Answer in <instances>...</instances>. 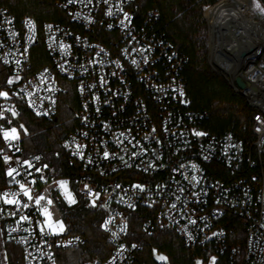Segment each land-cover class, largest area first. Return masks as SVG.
<instances>
[{
    "label": "built area",
    "instance_id": "built-area-1",
    "mask_svg": "<svg viewBox=\"0 0 264 264\" xmlns=\"http://www.w3.org/2000/svg\"><path fill=\"white\" fill-rule=\"evenodd\" d=\"M53 1L67 13L70 25L57 22L43 24V44L51 63L32 73L27 71L31 65L32 48L38 39L37 24L28 16L18 22L8 8L0 7V63L11 75L19 74L21 77V80L11 87V92H20L21 89L33 91L35 88L33 99L37 108L50 112L47 116L38 117L48 119L56 116L59 98L65 92L60 77L73 83L79 99L78 123L62 142L68 163L78 170L71 176L47 179V184L38 181V185H32L33 191H43L53 184V179H67L75 184L78 195L89 203L91 198L84 195V184H88L94 191L101 192L102 199L109 207L96 208L105 213L104 219L109 215L114 217L115 222L109 225V228L118 233L114 238L111 232L104 230L111 252L101 264H109L113 257H116L113 264H144L140 260V253L146 239L160 230L174 231L190 248L210 250L216 257L227 256L230 264H264V227H261L264 224V14L254 7L253 0L241 2L242 17L238 26L233 31L230 30L231 33L226 32L224 39H217L213 27L205 18L208 26L209 66L221 75L252 109L253 138L246 142L231 130L212 134L205 129L210 114L206 110L193 108L188 94L184 75L188 57L158 29L156 11L140 19L137 14V0H124L120 6L129 13L130 19L121 25L120 21L124 16L122 12L117 11L119 0H109L108 5H105L103 0H92L87 7L78 2L68 4V0ZM218 1L220 0L208 7L216 5ZM110 6L114 13L111 16L106 14ZM76 13H80V16L76 17ZM28 20L34 22V32L29 31L26 24ZM48 25H52V28L48 29ZM12 33L18 35L13 36ZM33 35L35 39L30 40ZM50 36H55V42L49 39ZM244 39L250 41L254 49H247V52L242 54ZM61 41L71 46L67 56H64L59 48ZM50 43L53 45L51 48ZM25 48L28 49L27 53L24 52ZM124 48H128L130 54L123 53ZM133 48L138 51L132 52ZM141 48L148 49L143 53L149 58L150 63L147 65L141 62ZM100 49L104 51L97 57L96 53ZM133 58L141 62L139 68L131 65ZM92 59L103 63L89 64ZM117 59L122 64L120 69H117L114 63ZM5 60L8 61L7 64ZM16 60L21 61L19 68L16 66ZM60 64H65L68 71L62 72L58 67ZM80 65L88 71L84 72ZM45 68L50 70V76L48 81L41 85L38 77ZM113 72H116L115 76L112 75ZM101 75L107 81L104 87L99 84ZM237 78L245 83L244 89L237 86ZM81 83L85 86L83 94L79 90ZM91 84L96 87H87ZM49 85L55 91H47ZM180 90L183 91V96L180 95ZM93 95L98 96L99 100L93 101ZM13 97L21 100L19 97ZM42 97H51L55 103L44 100L41 109ZM21 101L27 105V98ZM85 103L88 104L87 109L84 108ZM7 105H10V101L0 97V110ZM98 107L100 112L96 111ZM30 110L36 115L35 111ZM7 114L8 112H5V115ZM85 116L88 117L87 122L83 120ZM256 116H260L261 121H257ZM105 123L109 125L107 130L103 127ZM153 127L157 129L153 135L161 140V144H156L152 139H144L146 134H151ZM165 127L169 129L168 132H165ZM257 128H260V131H256ZM193 129L208 135L195 137L192 134ZM119 132H124L128 138L135 137L148 148L146 154L129 161L133 165L132 168L125 167L118 157L124 155L127 160L131 151H139V147L133 149L127 140L117 146L115 140ZM82 133L88 135L85 137ZM73 138L76 143L86 145L83 149V160L72 155L75 149ZM0 139V149H3L0 152V169L6 171L7 166L3 163V156L6 154L20 160L27 158L35 166H40V161L33 159L40 156L39 154L24 157L21 151H16V148L22 150L20 141L13 142L15 147L9 149L2 137ZM65 142H69V148L63 147ZM123 148L128 150L127 153L121 151ZM105 149L115 155L108 160L103 159ZM152 149H156L160 159L155 160L156 167L145 172L142 169L155 159ZM205 156H210V159L205 160ZM89 158L93 163H88ZM160 164L166 167H159ZM180 164L185 167L180 169ZM192 164L198 165L199 171L195 174L201 179L195 188L184 178L185 175L190 178L193 174ZM136 165L140 167L137 168ZM24 168L27 169V166ZM130 172H137L142 178L133 176ZM23 175L24 169L17 179H22ZM34 175L38 177L39 173ZM10 180L11 178L7 177V185L0 192L18 191V185L9 183ZM136 183L144 184L146 191L139 193L133 189L131 185ZM116 184H120L121 188L116 189ZM157 184L166 187L158 190ZM53 187L54 191L47 193L55 198L50 210L53 212V219L64 220V213L56 198L59 189ZM180 187H184L186 191L180 193ZM201 189L205 192H201L198 198L190 195L192 191L200 192ZM176 195L181 197L180 201L175 199ZM121 197L135 207L129 208L127 203L120 201ZM217 198L222 199L220 205L215 203ZM172 203L177 204V209H171ZM0 208H4V212L0 213V227L3 229L5 240L22 249L25 264H53V260L57 264L56 251L79 250L87 245L86 239L80 235L64 233L57 238L39 234L37 223L21 221L17 225L16 221L21 214L31 215L34 221L42 220L34 208L31 211L21 209L16 217L7 214L11 210L10 206H4L0 202ZM140 208L149 209L152 215L142 225L143 236L139 240L129 241V214ZM189 218L197 219V224H188ZM125 222L126 232H120L119 229ZM10 228H15L16 231L9 233ZM25 228L29 231L25 232ZM212 233L217 235L213 236ZM189 234L192 239H189ZM45 240L48 241L47 244ZM69 240L72 241L71 244L67 243ZM53 241H56L58 246L49 247ZM121 244L124 245L122 253ZM132 244L137 247L132 248ZM41 252L44 253L43 257ZM28 253L31 255L26 259ZM48 253L52 254L51 259Z\"/></svg>",
    "mask_w": 264,
    "mask_h": 264
},
{
    "label": "trees",
    "instance_id": "trees-1",
    "mask_svg": "<svg viewBox=\"0 0 264 264\" xmlns=\"http://www.w3.org/2000/svg\"><path fill=\"white\" fill-rule=\"evenodd\" d=\"M215 2L217 0H137V14L142 19L150 12L156 11L158 29L187 55L188 64L184 75L192 107L206 110L210 114L205 129L212 134L231 130L246 142L253 138L252 109L241 95L231 89L221 75L211 69L207 61L208 31L202 9ZM260 2L264 4V0ZM0 7L8 8L18 22L28 16L37 24L38 39L32 48L31 65L27 72L32 73L49 65L51 60L43 44V24L57 22L70 25L67 13L53 0H0ZM204 16L206 18L205 12ZM34 48L38 57L35 60L32 57ZM9 74L0 63V89H9L6 84ZM60 82L65 87V92L59 98L57 113L53 119L34 116L24 102L14 97L9 100L10 105L13 104V100L19 103L15 108L20 112V116L11 117L10 113L6 115L12 119L15 126L23 124L27 128V135L20 130L21 154L24 157L39 154L41 156L39 165H49L48 169L44 170L47 179L71 176L78 170L68 163L62 142L78 123L79 99L71 81L60 77ZM130 173L142 178L137 172ZM6 185V171L1 168L0 188L4 189ZM58 202L67 226L65 233L84 237L87 245L79 250L56 251L57 264H101L111 252L106 233L101 227L105 213L96 207H91L90 203L82 198L74 205H67L60 199ZM151 215L152 212L146 208L137 209L129 214V241L139 240L143 236L142 225ZM241 231L243 237V228ZM153 249L165 252L169 262L172 261L174 264H193V258L202 255L201 249L186 246L181 237L172 230L156 231L147 237L140 253L142 263L160 264L154 256ZM5 252L6 264H25L19 246L6 242ZM217 264H230V262L227 256H221Z\"/></svg>",
    "mask_w": 264,
    "mask_h": 264
},
{
    "label": "snow or ice",
    "instance_id": "snow-or-ice-1",
    "mask_svg": "<svg viewBox=\"0 0 264 264\" xmlns=\"http://www.w3.org/2000/svg\"><path fill=\"white\" fill-rule=\"evenodd\" d=\"M74 2L84 4V6L87 7L89 4L92 3V0H87V3H85V0H68V4H72ZM123 2H124V0H119V2L116 5L117 11L122 12L123 16H124V19L120 21L121 25H124L125 21L130 19L129 13L124 11L123 7L120 6V4ZM103 3L105 5H108L109 0H103ZM253 4H254V7L257 10H259V12L261 14H264V5H262L260 3V0H253ZM106 14L109 16L114 14L111 6L109 7ZM75 15H76V17H79L80 13H76ZM85 19H88V17H85ZM6 22L11 23L10 21H6ZM26 24L29 26V31L34 32V29H35L34 22L31 20H28V21H26ZM47 27H48V29H51L52 25H48ZM109 27H112V25H109ZM12 35L13 36L18 35V33H12ZM29 39L30 40L35 39V36L33 35ZM49 39L51 41L55 42L56 38H55V36H50ZM133 39H135V37H133ZM77 41H79V38H77ZM52 46H53L52 43H50L49 48H51ZM70 47H71L70 45L63 43L62 41L59 44V48L61 49L64 56L69 55ZM103 51H104V49H100V51L96 53V56L99 57L100 53ZM131 51L136 52L138 50L133 48ZM139 51L142 53V61L141 62L145 65L149 64L150 61H149L148 56L146 54H143V53H146L148 51V49L141 48V49H139ZM24 52L27 53L28 49L25 48ZM122 52L125 54H130L128 48H124L122 50ZM171 58L172 57H169V59H171ZM141 62H138L135 58L131 59V61H130L131 65L136 66L137 68L140 67ZM5 63L7 64L8 61L5 60ZM15 63H16V66L18 68L21 66L20 60H16ZM65 63H68V61H65ZM88 63L89 64H96V63H103V61L92 59V60H89ZM114 63L116 65L117 69L122 68V64H121L119 59H117ZM58 67L60 68V70L62 72L68 71V69L65 67V64H60V65H58ZM80 67L83 69L84 72L88 71V69L85 68L83 65H80ZM112 75L115 76L116 72H113ZM49 76H50V70L48 68H45L44 71L41 72L39 74V77H38L40 84L41 85L45 84V82L48 81ZM19 80H21V77L19 74L15 75L14 77H8L6 80V84L9 86V89L8 90L0 89V97H2L5 101L10 100L13 96L19 97L21 100H24L25 98H27V101H26L27 107L32 109L33 111H35L37 116L49 115L50 112L48 110L41 111L37 108L35 100L33 99L34 91L36 90L35 88L33 91H27L26 89H21L20 92H11V87L15 86V82L19 81ZM106 83H107V81H106L105 77L103 75H101L100 80H99L100 86L104 87L106 85ZM87 87L95 88L96 85L91 84V85H88ZM79 90H80L81 94L84 93L85 86L83 85V83H81ZM47 91L52 92V91H55V89L49 85L47 88ZM21 93H23V95H21ZM180 95L181 96L184 95L182 90H180ZM44 100H49L51 104L55 103V100H53L51 97H42L41 98V105H40L41 109L43 108V101ZM92 100L98 101L99 97L96 95H93ZM182 102L186 103L187 101H182ZM105 103H107V101H105ZM84 108L85 109L88 108L87 103H85ZM96 111L100 112V108L98 107L96 109ZM5 112L10 113L11 117L20 116V112H18L16 110L15 106H13V105H7V106H5V108L3 110H0V122H2V123H0V137H2L3 142L10 149V148L15 147L13 142L21 141L22 133L20 130H23L24 135L28 134V130H27V128H25V126L23 124H19L18 126H12L13 121H12V119H10L9 117H7L5 115ZM255 119L257 121H261L260 116H256ZM83 120L85 122H87L88 117L87 116L83 117ZM5 125H8V126H5ZM103 127L106 130L109 129V125L106 123L103 125ZM164 130H165V132L169 131V129L167 127H165ZM130 131H131V129H129V132ZM156 131H157V129L155 127H153L151 129V134H146L144 136V139L145 140L152 139V140H154V142L156 144H161L162 143L161 140L156 138L153 135L156 133ZM256 131H260V128H257ZM192 134L195 137H204V136L208 135L206 132L197 131L195 129L192 130ZM82 135H84L86 137L88 134L82 133ZM173 135H175V133H173ZM181 135H183V133H181ZM121 137H123L124 139H120ZM125 140H127V143L129 145H131L133 149L139 147V151H131L127 160L125 159L124 155H120L118 157V159L125 165V167L132 168L133 165L129 161L132 159L139 158L142 155L146 154L148 152V148H145L139 140L135 139V137L128 138L124 132H119L116 134L115 143L117 144V146L124 144ZM133 141H135V143H133ZM72 143L75 144V149L72 152V155L79 157L81 160H83L84 159L83 149L86 147V145H81L79 143H76L75 138H73ZM185 143L187 144L188 142L185 141ZM63 147L69 148L70 147L69 142H65ZM233 147H234V145H233ZM2 151H3V149H0V152H2ZM16 151L20 152L21 149L16 148ZM121 151L127 153L128 150L126 148H123V149H121ZM152 152H153V156L155 159L153 161H150L148 163V165L142 169L145 172H147L149 169H151L153 167H156L157 165L155 163V160L160 159V156L157 154L156 149H152ZM113 155H115V154L110 153L107 149H105L103 152V159L108 160ZM225 155H227V150H225ZM33 159L35 161H40L41 157L35 156ZM204 159L208 160V159H210V156H205ZM3 163H4V165L7 166L6 176L11 178L9 183H15L16 185H18V191L0 192V202H2V204L4 206H10V208H11V210L8 211L7 214L11 217H16L21 209H28L31 211L34 208L35 211L38 213V215L40 217H42L43 219L40 221H34L31 215L21 214V215H19V219L16 221L17 225H19L21 221H28L30 224L31 223H37L39 226V234L49 235V236H53V237H57V238L62 236L67 231V226L62 219H58V218L53 219V212L50 210V206H52L54 204L55 198L47 195V193L54 191L53 186H55V188L59 189V191L56 193V198L62 196L63 200L66 201L69 205L76 204L77 203L76 196H75L74 192L69 189V180H67V179H53V184L50 185L48 188L44 189L43 191L34 192L32 185H38V181H43L45 184H47V177L45 175L44 170L48 169V167H49L48 164H41L39 167H37L32 163L31 160H29L27 158L20 160L18 158H14L12 155H7V154L3 156ZM88 163L89 164L93 163L91 158L88 159ZM13 165H15V166H13ZM24 166H27V169H25ZM158 166L159 167H166V165H164V164H160ZM136 167L139 168L140 165H136ZM184 167H185L184 164L179 165L180 169H183ZM22 169H24V175H23L22 179H17L18 176H21V170ZM191 169L193 171V174L191 175V177L189 178L188 175H185L184 178H185V180L189 181V184L193 188H195V186L201 182L200 177L195 174L196 172L199 171L198 165L192 164ZM113 171H115V169H113ZM34 173H39V176L38 177L35 176ZM101 174L103 175V172ZM28 177H31V179L29 180ZM131 187L135 190H138L139 193H144L146 191V187L142 183L132 184ZM163 187H166V186H162L160 184L156 185V188L158 190H161ZM115 188L119 189V188H121V185L116 184ZM83 190H84V195L91 198V201H90L91 207H99L101 209H107L109 207L108 203L102 199L101 192L94 191L92 188L89 187L88 184H84ZM178 191L180 193H184L186 191V189L184 187H180L178 189ZM201 192H205V190L201 189L200 192L192 191L190 193V195L192 197L198 198L200 196ZM175 199L177 201H180L181 197L179 195H176ZM120 201L123 203H127L129 208L135 207L133 204L128 203V201H125L123 197L120 198ZM215 203L217 205H220L222 203V199L217 198ZM170 207L172 210H175V209H177V204L172 203ZM3 212H4V208H0V213H3ZM114 222H115L114 217L109 215L107 219L103 220L101 227L104 228L105 231L111 232V236L115 238L118 236L117 231H112L109 228V225L113 224ZM188 224L196 225L197 219L189 218ZM261 227H264V224H262ZM126 229H127V223L125 222L124 226L121 227L119 229V231L120 232H126ZM45 230H47V231H45ZM14 231H16L15 228L9 229V233L14 232ZM24 231L28 232L29 229L25 228ZM212 235L215 236V235H217V233H212ZM192 238L193 237L191 236V234H189V239H192ZM22 239H24V238H22ZM76 239L78 240L79 237H76ZM44 242L46 244L48 243L47 240H45ZM67 243L71 244L72 241L69 240V241H67ZM54 245H56V241H53L51 244H49V247H52ZM56 246H58V245H56ZM136 247H137L136 244H132V248H136ZM123 249H124V245L121 244L120 245L121 253H122ZM153 253L155 254L156 260H158V261H167V259H168L166 256H164L162 254H157L156 249H153ZM28 255H31V254L28 253L25 256L26 259L28 258ZM43 255H44V253L41 252V257H43ZM48 256L50 259L52 258L51 253H48ZM5 259H7V255H5ZM115 259H116V257H113L112 260L109 261V264H113V261H115ZM53 264H55L54 260H53ZM195 264H203V262L201 260H196ZM210 264H217V258L215 256L211 257Z\"/></svg>",
    "mask_w": 264,
    "mask_h": 264
},
{
    "label": "bare ground",
    "instance_id": "bare-ground-1",
    "mask_svg": "<svg viewBox=\"0 0 264 264\" xmlns=\"http://www.w3.org/2000/svg\"><path fill=\"white\" fill-rule=\"evenodd\" d=\"M216 5L210 6L206 9V19L213 27L214 35L219 39L227 33H231L238 26L241 19V2L246 0H220ZM211 9V11H210ZM210 15L208 18V13ZM223 39L221 41H223ZM225 41V40H224ZM223 41V44L225 42Z\"/></svg>",
    "mask_w": 264,
    "mask_h": 264
},
{
    "label": "rangeland",
    "instance_id": "rangeland-1",
    "mask_svg": "<svg viewBox=\"0 0 264 264\" xmlns=\"http://www.w3.org/2000/svg\"><path fill=\"white\" fill-rule=\"evenodd\" d=\"M262 5H264L263 4V2H260ZM207 7L208 6H204L203 7V9H202V15H203V18L205 19V16H204V12L206 13V9H207ZM205 21H206V19H205ZM207 23V22H206ZM207 31H208V26H207ZM208 48V47H207ZM37 50H36V48H34V50H33V53H32V57H33V59L35 60V59H37L38 57H37V52H36ZM15 75H11V74H9V77H14ZM13 102V106H15V107H17L18 105H19V103L18 102H16L15 100H13L12 101ZM32 112V111H31ZM32 114L34 115V116H36V117H38L37 115H35L33 112H32ZM12 126H15L14 124H12ZM69 189L71 190V191H73L74 192V194H75V196H76V199H77V202L81 199V197L78 195V193H77V191H76V189H75V184L72 182V181H69ZM2 189L0 188V191H1ZM62 200L63 202H65L67 205H69L66 201H64L63 200V197L61 196V197H58V200ZM43 219V218H42ZM64 222H65V220H63ZM45 231H47V230H45ZM6 240H5V236H4V232H3V229L0 227V263L1 264H6V262H7V259H5V244H6ZM156 253L157 254H162V255H164V256H166L167 258H168V256H167V254L165 253V252H163V251H156ZM154 256H155V254H154ZM213 256H215L214 255V253L212 252V251H210V250H202V255H196L194 258H193V264H195V261L196 260H201L202 262H203V264H210V259H211V257H213ZM216 257V256H215ZM217 258V262H218V260H219V257H216ZM158 261V260H157ZM160 264H174V262H169V260L167 259V261H158Z\"/></svg>",
    "mask_w": 264,
    "mask_h": 264
},
{
    "label": "water",
    "instance_id": "water-1",
    "mask_svg": "<svg viewBox=\"0 0 264 264\" xmlns=\"http://www.w3.org/2000/svg\"><path fill=\"white\" fill-rule=\"evenodd\" d=\"M243 44H244V46L241 48L242 54H245L247 52V49H249V50H253L254 49L253 44L250 41H248L247 39L243 40ZM236 84L241 89H244L245 86H246L245 83L240 78L236 79Z\"/></svg>",
    "mask_w": 264,
    "mask_h": 264
}]
</instances>
